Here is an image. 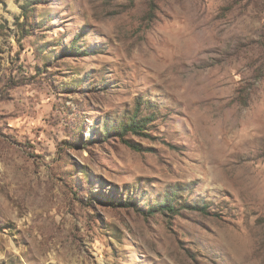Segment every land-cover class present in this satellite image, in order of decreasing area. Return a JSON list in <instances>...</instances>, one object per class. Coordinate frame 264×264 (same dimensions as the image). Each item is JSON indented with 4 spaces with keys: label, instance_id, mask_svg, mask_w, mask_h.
<instances>
[{
    "label": "rangeland",
    "instance_id": "374dc122",
    "mask_svg": "<svg viewBox=\"0 0 264 264\" xmlns=\"http://www.w3.org/2000/svg\"><path fill=\"white\" fill-rule=\"evenodd\" d=\"M0 264H264V0H0Z\"/></svg>",
    "mask_w": 264,
    "mask_h": 264
},
{
    "label": "trees",
    "instance_id": "16d2710c",
    "mask_svg": "<svg viewBox=\"0 0 264 264\" xmlns=\"http://www.w3.org/2000/svg\"><path fill=\"white\" fill-rule=\"evenodd\" d=\"M136 115V114H135ZM140 120L131 119V122L128 123L127 126L124 128V132H127L129 130H133L137 132L143 125L140 124ZM122 132L121 134H124ZM186 209L194 210L202 214H211V212L208 210V203L205 201L200 202H193V203H183L180 205ZM179 209H176L174 205L171 204V201L168 199H165L163 203H159L155 208L150 209V213H153L155 211H167V212H177Z\"/></svg>",
    "mask_w": 264,
    "mask_h": 264
}]
</instances>
